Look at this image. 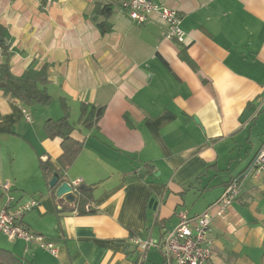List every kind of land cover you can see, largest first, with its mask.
Masks as SVG:
<instances>
[{"label": "crops", "instance_id": "1", "mask_svg": "<svg viewBox=\"0 0 264 264\" xmlns=\"http://www.w3.org/2000/svg\"><path fill=\"white\" fill-rule=\"evenodd\" d=\"M126 1L0 0L11 73L48 66L52 97L26 107L0 90V209L4 184L39 199L24 223L58 256L2 234L0 249L23 264H168L156 249L140 262L132 239H161L181 214L201 217L236 180L240 196L212 222L214 260L264 264V173L252 170L264 144V0H151L182 14L185 43L167 40L157 15L133 22ZM64 107L83 143L65 175L93 187V214L58 215L40 167L59 168L61 140L44 125ZM91 107L104 113L87 129Z\"/></svg>", "mask_w": 264, "mask_h": 264}, {"label": "built area", "instance_id": "2", "mask_svg": "<svg viewBox=\"0 0 264 264\" xmlns=\"http://www.w3.org/2000/svg\"><path fill=\"white\" fill-rule=\"evenodd\" d=\"M129 18L145 24L152 15H157L165 30V38L185 43L186 35L182 29V14L172 8L161 6L151 0H127L123 3ZM26 120L31 115L26 113ZM252 170L256 175L264 173V144L255 156ZM75 187L81 182L73 183ZM238 181L233 180L223 199L201 217L179 216L178 226L161 239L134 237L133 244L140 254V262H145L152 249L159 250L168 264H216L212 241V222L214 217H225L240 196ZM3 205L0 210V234L11 241L22 240L27 246L38 247L51 255L58 256L57 245L43 235L32 232L24 223L25 216L40 206V200L31 198L22 201L17 198L8 184L2 185Z\"/></svg>", "mask_w": 264, "mask_h": 264}, {"label": "trees", "instance_id": "3", "mask_svg": "<svg viewBox=\"0 0 264 264\" xmlns=\"http://www.w3.org/2000/svg\"><path fill=\"white\" fill-rule=\"evenodd\" d=\"M111 8H104L101 15L107 17L111 14ZM102 32L105 33L110 28L107 23L99 24ZM10 46L8 36L0 29V55L4 56V61H0V90L10 95L12 98L20 101L26 107H31L35 104L49 105L52 103V97L46 89L49 78L48 66L42 67L40 72H28L22 78L13 76L9 64ZM65 115L59 120H48L44 129L50 139H60L62 147V155L57 160V168L49 159L42 161L40 167L44 173V177L49 189V195L54 201L58 215L64 213L76 212L79 215H88L96 213L97 210L93 206L94 195L93 187L87 185L74 184L67 180L65 173L76 161L83 149V143L72 138V133L75 130L74 124L70 121L68 110L64 107ZM104 113V109L91 107L89 113L84 110L81 121L83 127L91 129L96 126ZM148 170L153 169L151 165L145 166ZM140 174V169H134ZM58 174V183L54 188L50 187V183L55 175ZM63 184H68L71 188V193L75 196V201L68 204L64 199L57 196V190ZM229 187V186H228ZM0 264H23L22 261L12 254L10 251L0 249Z\"/></svg>", "mask_w": 264, "mask_h": 264}, {"label": "water", "instance_id": "4", "mask_svg": "<svg viewBox=\"0 0 264 264\" xmlns=\"http://www.w3.org/2000/svg\"><path fill=\"white\" fill-rule=\"evenodd\" d=\"M58 183V174L52 179L50 187L54 188ZM57 196L64 199L67 203L72 204L75 201V196L71 193V188L68 184H63L57 190Z\"/></svg>", "mask_w": 264, "mask_h": 264}, {"label": "rangeland", "instance_id": "5", "mask_svg": "<svg viewBox=\"0 0 264 264\" xmlns=\"http://www.w3.org/2000/svg\"><path fill=\"white\" fill-rule=\"evenodd\" d=\"M0 210H1V209H0ZM0 239L3 240V241H5V239L1 236V234H0Z\"/></svg>", "mask_w": 264, "mask_h": 264}]
</instances>
